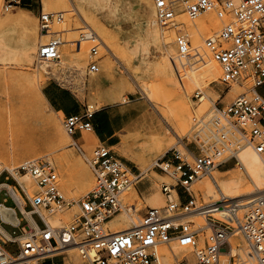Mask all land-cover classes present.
<instances>
[{"label":"built area","instance_id":"1","mask_svg":"<svg viewBox=\"0 0 264 264\" xmlns=\"http://www.w3.org/2000/svg\"><path fill=\"white\" fill-rule=\"evenodd\" d=\"M21 0H5L6 10L19 6ZM159 25L175 29L177 54L173 67L191 98L201 100L206 87L214 83L221 97L222 85L250 81V94L241 93L222 106L214 103L216 112L210 118L212 134L196 137L194 145L181 143L158 158L153 169L160 180L166 204L148 207L139 225L129 230L110 233L105 224L115 214L127 209L121 195L144 177L143 170H134L106 144L97 145L87 162L95 176L96 185L78 202L79 212L63 225L48 222V213L61 214L74 205L58 186L55 164L46 157L25 160L18 173H29L41 190L31 195L16 174L17 185L5 183L0 187L5 198L12 200L25 219L22 235L12 238L0 228V264H58L57 256L67 247H76L91 264H162L158 246L174 240L188 248L176 264H221L229 238L241 232L253 250L257 264H264V193L258 194L247 206L243 218L238 215L239 201L222 190L216 198L199 201L192 192L194 182L226 164L239 163V152L246 145L264 159V0H153ZM215 12L229 20L214 34L197 44L178 18L184 14L193 20L204 13ZM42 32H50L55 22L64 19V11L39 14ZM81 40L77 46L81 48ZM62 38L57 34L40 43L38 60L59 61ZM206 50L220 65L218 74L205 69ZM88 71L97 72L99 48L90 49ZM95 111L89 106L83 113L64 117L63 125L72 137L77 132L94 129ZM206 124L196 117V127ZM75 146L85 151L75 140ZM85 153V152H84ZM18 195H21L22 204ZM28 203V204H27ZM29 206V208L27 207ZM136 206L133 204V208ZM215 213H220L216 216ZM38 215L41 222L33 218ZM189 215H202L206 225L196 226ZM206 229H208L206 231ZM16 243L13 253L7 243Z\"/></svg>","mask_w":264,"mask_h":264},{"label":"rangeland","instance_id":"2","mask_svg":"<svg viewBox=\"0 0 264 264\" xmlns=\"http://www.w3.org/2000/svg\"><path fill=\"white\" fill-rule=\"evenodd\" d=\"M113 1L119 7L117 12L110 8H102L97 10L96 13L98 16H95L87 7L80 4L79 0H42L44 11H64V19L53 24L45 41L56 34L62 38L63 43L60 46V50H63L62 59H64L66 63L63 67V64L59 61H52L50 63L52 69L50 68L49 71L46 72L43 67H40L43 66L44 62L38 60V48L40 45V33L38 34V32L41 31L39 18L31 16L29 13L27 20L30 25L25 26L22 24L10 23L8 20L12 13L18 11L21 5L6 10L4 6L5 0H2L1 3L0 158L9 160L11 165L16 167L11 170H9L10 168H3L0 172V183L4 181L5 176H9V183L14 182L10 172L15 173L17 176V169L25 160L38 157L49 158L56 166L58 186L61 193L67 200L73 201L74 205L71 209H67L61 214H51L45 209L41 210L47 218L58 217L61 220V225H63L65 221H70L73 215L79 212L77 202L96 185V179L87 162V157L91 156L93 149L100 144V141L84 143V138L80 139L78 142L83 146L85 153L80 151L75 146V139L65 130L63 125L64 115L56 111L45 101H41L42 104H39L40 97L33 91L34 86L37 85L36 87L42 90L47 82L55 80L75 93L91 110L96 111V113L107 110L106 113L108 116L112 118L120 117L121 120H119V124H125L119 134L117 143L111 145V148L115 155L121 158L129 167L134 170H143L145 177L136 184V187L140 191V197L133 195L128 199L125 197V194L128 192L129 188L125 190L121 197L123 201L125 200L124 203L127 209L115 214L111 217V220L121 215H127V213H130L133 219V204L137 208V216H134L133 220L128 218L121 223H115V226H134L136 223H139L147 208L150 207L147 201L148 194L156 190L162 193L160 180L163 179V177L153 169V164L158 158L164 156L176 146L181 147V143L183 142L193 146L197 135L204 139V137L212 134L211 130L213 129V124L210 122V118L216 112L214 107L215 102L217 105L222 106L241 93L250 94L249 87L251 82L242 81L241 83H232L229 87L225 85L220 86L223 89L221 97L219 94L211 95V99H206L205 103L199 99L189 97L172 63V57L177 54V48L173 41L176 31L172 28L162 27L157 23L158 30L161 34L173 36L170 45L175 46V52L170 58V62L172 63L175 77L178 82H180L184 90V95L189 101L192 119L186 133H181L176 125V117L180 109V102L178 103V101H180V94L171 86V82L169 83V76L164 67L165 63L162 53L163 44L161 38L158 39L155 35L148 34L143 22V9L140 0ZM151 2L154 6L153 0H151ZM82 7L84 9H82ZM212 13L211 14L215 17L214 22L216 28L210 34L199 31L198 37L200 36V38H198V43H202L204 38L214 34L221 28L224 22L229 20L227 15L218 17L215 12ZM85 21L87 25H89L88 23L94 24V21H98L99 27H109V25H111L115 32L108 40L106 39L107 41L103 35H100L97 40L90 39L87 43L81 40V48H79L76 43L77 40L81 39L82 35H86L87 37V34L91 32L89 28H87ZM137 33L144 34L149 41L151 54L149 53L146 59L130 58L125 50V38ZM31 44L37 46V54L33 61L29 62L24 56V49ZM94 45H98L99 48L100 69L97 72H90L88 71V65L91 61L90 49ZM66 47L69 50L67 55L64 51ZM207 54L208 57L209 54L211 55L208 50H206V55ZM81 57L82 66L78 63ZM54 62H56V64ZM55 74L56 77L54 76ZM124 79L130 80L128 85L120 84L119 81H123ZM116 81H118L119 84H115ZM137 82L144 83L146 87L150 88V92L158 99L156 100L155 98L153 99L154 102L151 101L141 87L137 85L139 84ZM233 87H236V89L238 88V94L229 97V90ZM213 88L216 89L217 86L214 83L209 84L205 89L206 93H210ZM115 93L118 96L117 99L113 98ZM121 95L126 96L127 100L121 99ZM155 102L156 106L153 104ZM47 116L52 117L63 128L67 136H71L69 140L62 139V144L58 147L52 144L51 139L56 137L59 139V137L55 127L47 123ZM197 116L203 117V121L206 124L204 125L203 123L199 127H196ZM87 132L89 131H83L84 135ZM10 144L15 145L16 150L14 152L6 150L8 145L11 146ZM67 155L71 160H78L82 163L86 167L88 173L93 176L95 183L92 188L80 189L76 187L80 186L76 178L69 177L68 172L65 171L64 167L59 162L60 159H64ZM133 155L142 160L134 161L131 158ZM229 169H231V171L221 173L220 176L229 177L240 172L237 165L234 163H229L219 168L221 171ZM207 177L208 175L201 177L196 180L192 186V192L199 201L210 199L204 196L203 191L204 181ZM32 179L34 186L32 187L33 189L29 188L31 195L41 190V187L37 184L33 176ZM162 195L164 197L163 205H165L166 198L163 193ZM5 196L4 191H1L0 202L4 200ZM11 203L12 201L9 199L7 204ZM244 208H238V213L242 215V218L247 211V207ZM218 214L219 213H215L214 215ZM35 218L38 222H41L37 214ZM187 220L194 222L196 226L206 225V218L202 215L192 216ZM109 224L110 223L105 224L107 231H111L112 225ZM6 226L12 231L15 229L16 232H21V228L19 227H12L8 224ZM207 230L208 229H206V231ZM235 237L237 242L245 241L244 243L251 249L241 232H238ZM162 246L168 248L170 251L179 249L178 243L174 240L169 243H162L158 248ZM7 247L13 253L17 252L16 243H8ZM226 247L229 253L231 251V243H228ZM71 248L74 247H67L57 256L56 261L58 264H91L86 257H83L79 249L77 250L75 247L76 251L70 252L69 249ZM79 255L82 263H77L76 257ZM182 255L177 256L174 264L177 263V260L181 258ZM253 258L254 264H256L257 259L255 254ZM220 259L221 264H243L238 254L229 256L228 263L224 262V254L221 255Z\"/></svg>","mask_w":264,"mask_h":264},{"label":"bare ground","instance_id":"3","mask_svg":"<svg viewBox=\"0 0 264 264\" xmlns=\"http://www.w3.org/2000/svg\"><path fill=\"white\" fill-rule=\"evenodd\" d=\"M79 1H80V4L87 7L88 10L95 16H98L96 13L98 9L110 8L115 12H117L119 9L118 5L116 3H114L113 0H79ZM1 3H2V0L0 1V13L2 10L1 9ZM71 4H72V2H71ZM140 4H141V7L143 9V22L146 26V30H147L148 34L155 35L156 38H158V39L161 38V40H162V44H163L162 53L164 56V63H165L164 67H165L166 72L169 76L168 80H169V83L171 82L170 83L171 86L174 87L175 90H177V93L180 94V101H178V103L180 102V109H179L178 115L176 117V125H177V128L181 131V133H186V131L188 130V127L190 126L192 118H191V112H190V106H189L188 98H186V96L184 95V90H183L180 82H178V80L176 79L175 74H174V70L172 67V63L170 62V58L172 57V55L175 52V46L170 45V42L172 41L173 36L167 35V34H161L160 31L158 30V24H157L158 22H157V18H156L155 7L153 6L151 0H140ZM74 9H76V8H74ZM82 9H84V8L82 7ZM211 13L212 12H209L208 14L200 15L199 17H197L196 19H193V20L187 18L184 14H180L178 16V18L185 23L187 31L190 33V35L193 37V39L195 41H197L196 42L197 44H199L198 38H200V36L198 37L199 31H204L205 33L210 34L216 28V24L214 22L215 17L213 16L215 14L212 13L213 14L212 15ZM77 14H78V12H77ZM28 17H29V11L25 8H19L16 13H12V15L8 21L10 23L22 24V25L28 26V25H30L28 20H27ZM81 19H83V18H81ZM83 22H84V20H83ZM85 24H86L87 28H89V31H91V32H90V34H87V37H86V35L81 36V39L84 43H87L90 39L97 40L100 35L105 36V40L106 39L108 40L109 37L112 36V34L115 32L113 26H111V25H109V27H102V26L99 27L98 21L97 22L94 21V24L88 23L89 25H87V22ZM38 34L40 35V42H39V44H40L46 40V37L48 36L49 33L40 31V32H38ZM32 42H33V40H32ZM101 46H102V44H101ZM125 50L128 53V55L130 56V58L146 59L150 53L151 48H150L149 41L147 40L146 36L144 34L137 33L133 36H127L125 38ZM62 51L60 50L61 58L59 59V62L61 64H63L62 66L64 67V64L66 62L64 59H62V54H63ZM64 51H65L66 55L69 53V50L67 47L64 48ZM36 54H37V46L36 45L31 44V45L25 47L24 56L26 57V59L29 62L33 61ZM205 62H206L205 69L207 71H209V72L212 71L216 74L219 73L220 65L217 61H215L212 58V56L210 54H209V57H208V54L205 56ZM50 63H51V61H45L43 66H40V67H43L45 72L49 71V69L51 68ZM54 63L56 64V62H54ZM78 63L80 64V66H82V57L78 60ZM110 73H111V71H110ZM35 76H37V75H35ZM54 76L56 77V74ZM131 78H132V76H131ZM119 82L121 85L122 84L128 85L130 80L124 79L123 81H119ZM137 83H139V82H137ZM115 84H119L118 81H116ZM137 85H139L141 87V89L151 99V101L154 102L153 99H155V98H156V100L158 99L157 97H155L154 94H152L150 92V90H149L150 88L146 87L144 83L140 82ZM36 86L33 87V91L35 93H37L40 97L39 98L40 100L38 103L40 104L41 101H45L47 104H49L48 101L46 100V97L44 96V94L42 92L43 90L37 88ZM116 88H117V86H116ZM216 94L218 95V91L215 88H213L210 91V93L204 94V96L201 98V101H204V103H205L206 99H209V98L211 99V95H216ZM235 94H238V88L236 89V87L235 88L233 87L229 90L228 96L232 97ZM113 98L114 99L118 98L116 93H115ZM121 99L127 100V97L124 95H121ZM153 104L156 106V102ZM46 121L49 125H52L55 127L57 134H58V137H59V139L57 137L51 139L52 144L54 146H56V147L60 146L62 144V139L63 140L64 139L69 140L71 138V136H67L65 134L63 128L52 117L47 116ZM142 137H144V136H142ZM96 141H98V138H97V136L93 130L87 132L84 135V139H83L84 143L85 142L86 143H88V142L92 143V142H96ZM6 150L10 151V152H14L16 150V147L14 144H12L11 146L8 145ZM238 156H239V163L237 164V168L240 170V172H238L237 174H233L229 177H223V176H220L221 173L229 172L233 168L226 170V171H221L219 169H216L213 171L212 175H210L206 178V180L204 181V185H203L204 196L206 198H216L218 195V192L220 190H222L226 195H228L232 198H235L237 201H239L240 207L246 208L254 200L255 196H257L258 194L264 193V159L252 147V145L244 146L240 150ZM131 158L134 161L142 160L141 158L134 156V155L131 156ZM59 162L64 167L65 171L68 172L69 177H71V178L75 177L76 178L77 183H79V185H80V186H76V187H78L80 189L81 188L90 189L94 186L95 180H94L93 176L88 173L86 167L82 163H80L78 160H71L67 155L64 159H60ZM15 167L16 166L11 165L9 160H3L0 158V172H1V170H3V168H10L9 170H11L12 168H15ZM17 178L19 179V181L21 183H23L24 187H26L28 189L29 188L33 189L32 188L34 186L33 185V179L29 173H18ZM62 184H63V182H62ZM133 195L140 197V191L135 185H132L129 187V190L125 194V197L129 199ZM147 201H148V205L152 206V207H158L161 205L163 206L164 197L159 190H156V191H152L148 194ZM0 209H1L2 217L5 220H10L11 216L8 215V212L13 211V209H9L4 205H1ZM133 209H134V211L132 213L134 214V216H137V208L135 207ZM218 215H220V213ZM218 215H216V216H218ZM238 215L240 217H242V215H240L239 213H238ZM134 216H133V219H134ZM192 216H198V215H189L187 217V219L189 217H192ZM128 218L130 220H133L131 218L130 213L129 214L127 213V215L118 216L117 218L112 219V220L110 219L107 222V223H110L112 225V227L110 229L111 230L110 233L125 231V230H129L132 227H134L135 225L134 226H132V225L115 226V223H121L123 221H126ZM47 220H48V222H50L53 225H61L62 224L61 220L58 217H49V218H47ZM136 225H139V223H136ZM237 234H238V232L233 234L230 237L231 251L229 253H228V251H223V254L225 257L224 262L228 263L229 256H231V255L233 256V255L238 254L240 256L243 264H250V263L254 264V260H253L254 254H253L252 250L244 243L245 241L244 242H237V239L235 237ZM72 247H74V246H72ZM69 251L73 252V251H76V249L74 247V248L69 249ZM158 252H159V256H160V260H161L162 264H174L177 256H180L184 253H187L188 248L179 246V249L170 251L168 248L162 246V247L158 248ZM76 260H77V263H82L80 255L78 257H76Z\"/></svg>","mask_w":264,"mask_h":264},{"label":"crops","instance_id":"4","mask_svg":"<svg viewBox=\"0 0 264 264\" xmlns=\"http://www.w3.org/2000/svg\"><path fill=\"white\" fill-rule=\"evenodd\" d=\"M21 8H25L29 11L31 16L39 17V14L42 10H44L42 0H21ZM19 7V6H18ZM14 11L13 13H16ZM43 94L46 97L48 103L58 112L62 113L65 116L74 114V113H83L86 110V104L82 102V100L73 93L70 89L64 87L57 81H49L47 82L43 89ZM261 93L264 95V88L260 89ZM107 110H103L100 113H94L92 117V122L94 125L93 131L95 132L98 141L100 144H106L111 147V145H115L117 143V139L119 137L120 132L124 128L125 124H119L120 117H110L107 115ZM73 138L78 141L84 138L83 132H77ZM4 181L0 183V187L4 186L5 183H8L9 176L4 177ZM14 182L13 185H17V179L12 177ZM4 191V190H1ZM0 191V192H1ZM5 193V192H4ZM21 203L23 204L24 201L21 195H18ZM9 200L6 202L1 201V205L6 206L9 209H13V213L8 212V215L11 216V220H5L2 217L1 209H0V228L1 230L8 236H12V238L20 237L22 235V226L25 224V219L22 216L21 212L15 208L14 203L12 201L11 204H7ZM28 204V203H27ZM28 207V205H27ZM35 218V215H33ZM16 220V222L14 221ZM24 223V224H23ZM10 225L12 227H19L21 228V232H16L14 229L13 231L10 230L6 225ZM10 243V242H8ZM7 243V244H8Z\"/></svg>","mask_w":264,"mask_h":264},{"label":"water","instance_id":"5","mask_svg":"<svg viewBox=\"0 0 264 264\" xmlns=\"http://www.w3.org/2000/svg\"><path fill=\"white\" fill-rule=\"evenodd\" d=\"M11 213H13V211H11ZM11 220V219H10ZM16 222V220H14Z\"/></svg>","mask_w":264,"mask_h":264}]
</instances>
